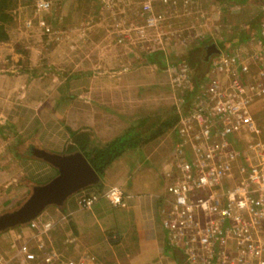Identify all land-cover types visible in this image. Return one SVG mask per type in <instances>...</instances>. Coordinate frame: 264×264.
I'll list each match as a JSON object with an SVG mask.
<instances>
[{
  "label": "rangeland",
  "instance_id": "rangeland-1",
  "mask_svg": "<svg viewBox=\"0 0 264 264\" xmlns=\"http://www.w3.org/2000/svg\"><path fill=\"white\" fill-rule=\"evenodd\" d=\"M35 1L14 0L12 9L8 10L12 22H0V28L9 37L0 41V216L18 210L35 186L24 174L25 157H35L31 153L32 137L24 134V128L36 124V145L40 142L41 147L43 139L39 136L41 124L35 122L26 108L42 107L43 122H57L65 127L63 130L69 137V130L88 132L93 145L101 146L130 126L140 125L145 118L165 119L176 107L178 121L174 129L137 149L127 150L115 161V166L107 169L116 177L120 169L122 172L129 170L132 160L140 170L158 172L167 188L165 169L170 167L172 152L183 146L180 118L192 113L200 95L197 93L192 98L189 94L192 72L198 74L203 69L200 53L204 45L224 43L222 51L215 46L219 55H214L211 63L204 66L206 73L219 70L221 59L234 57L239 65L247 63L251 72L255 70L251 62L255 43H258L256 37L248 38L252 43L248 50L234 43L249 35L246 25L255 28L261 21L264 0H171L166 5L150 1L153 14L167 18L157 29H144L142 34L138 31L144 25L140 13L143 4L149 2L147 0H45L50 3V9L40 13L34 10ZM202 39L205 44L195 43ZM155 51L163 53L165 66L145 59ZM192 62L195 68L190 65ZM184 65L189 71L182 78L180 67ZM231 66L234 72L236 64L230 63ZM227 67L223 65L222 68ZM235 79L247 81L245 75L241 78L237 71L223 78V86ZM205 85L206 82L200 85V92ZM187 96L190 97L189 110L184 106ZM252 109L262 129H259L260 138L264 132V99L252 105ZM91 124L92 129L87 127ZM138 129L143 134L142 140L150 135L144 132L146 128ZM245 144L244 137L238 139L237 146L241 145L243 153L247 151ZM13 186H22V190L25 186L26 196L12 195V201H5L6 197H2L6 196L5 187ZM123 233L111 235V240L116 239L112 244L117 248L107 264H155L148 251L131 262L132 257L138 258L131 251L143 249H138V240L132 244L126 242L130 240L124 239L127 233ZM14 238L10 230L0 232V259L8 264H18L11 248ZM23 238L16 240L17 244L25 241ZM52 245L51 253L57 251L58 254L55 259L60 256L74 261L81 257L90 259L83 253L85 249L78 248L77 239H70L67 246L59 242Z\"/></svg>",
  "mask_w": 264,
  "mask_h": 264
},
{
  "label": "built area",
  "instance_id": "built-area-1",
  "mask_svg": "<svg viewBox=\"0 0 264 264\" xmlns=\"http://www.w3.org/2000/svg\"><path fill=\"white\" fill-rule=\"evenodd\" d=\"M147 1L140 13L141 34L144 29H157L167 18L153 14L150 1L166 5L171 0ZM49 9L48 1H35L36 12ZM256 39L254 72L247 63L239 65L236 57L221 59L220 69L210 70L192 113L180 118L183 146L173 152L165 169L169 185L161 213L167 246L182 254L188 264H264V141L258 138L252 110V105L264 99V15ZM230 63L236 64L234 72L239 71L241 78L245 75L246 83L235 79L223 86V78L234 73ZM223 65L228 67L223 69ZM180 69L184 78L189 69L186 65ZM241 137L248 145L245 155L237 146ZM123 195L121 188L110 187L100 196H80L77 205L90 209L103 198L111 207L122 209L126 207ZM28 229L33 245L29 240L11 245L18 264H92L87 257L55 259L58 254L51 253L49 238L54 223L33 219L21 226L19 238ZM0 264L8 261L1 258Z\"/></svg>",
  "mask_w": 264,
  "mask_h": 264
},
{
  "label": "crops",
  "instance_id": "crops-1",
  "mask_svg": "<svg viewBox=\"0 0 264 264\" xmlns=\"http://www.w3.org/2000/svg\"><path fill=\"white\" fill-rule=\"evenodd\" d=\"M260 1L262 2V0ZM253 29L254 27H248L246 25L245 30H250L249 35L245 36V39L242 40L243 43H240L241 40H238L239 43H234V45H239L240 48L245 47L246 50L250 49L251 47H249V44L252 45V43H249L250 41L248 38L251 36L253 38L256 37L258 30L257 29L253 31ZM195 43L205 44V40L202 39ZM209 45L212 46L213 44H205L202 52L200 53V56L203 58L202 71H199L198 74H193L194 76L198 75L200 78L202 77L205 82L208 79L210 70L206 73L204 66L211 63V59L214 57V55H219L217 53H213L209 59H205L204 51L206 52L205 49L206 47H210ZM222 45H224V43H219L215 46L220 51H222ZM228 47H226L225 50H227ZM204 59L207 61V64L204 62ZM93 92L96 93V90L93 89ZM26 110L33 116L32 118H34L36 123L41 124V134L39 135L41 136L40 139H43V144L41 147L40 142L38 145H36L37 143L35 142V139L38 137L37 132H35V129H37L35 126L36 124H30L29 127L24 128L23 131L24 134H29V136L32 137V141L30 140V143L32 142L31 144L33 149L39 148L38 150H43L46 153L59 156L72 155L77 152L80 153L79 151H68L67 147H69L72 141L69 137V133L63 130L65 127L58 125L57 122L54 121H49V123L42 121V116L40 117V112H43L42 107L37 109L33 106H30L29 109L26 108ZM36 118L39 119V122ZM85 123H87V121H85ZM87 127L91 129L93 128L92 124ZM258 128L260 129L259 126ZM259 139L261 141L264 140V132H262ZM91 145H93L92 142ZM246 153H248V147ZM25 159L26 166L24 174L28 180H30L29 182L35 185L33 186L34 188L48 184L59 174V169L44 159L37 157H34L33 159L25 157ZM242 160L243 159H241L240 162H242ZM129 164L131 166L130 168L128 167L129 170L126 169L125 172H122L120 169L116 177L111 176L107 170L104 176L101 179L98 177L97 183L93 184L96 185L100 183L102 191H105L110 187L121 188L124 192L123 198L126 202L125 208L113 209V207H111L109 203L102 198L101 201L96 202L90 209H81L77 205V199L83 194L78 191L77 193L67 197L61 206L50 205L45 207L40 215L35 218V220L37 222L47 221L54 223V230L52 232L55 233L54 235L53 233H51L52 235H49V238L50 236L52 238V244L54 242H59V244L67 246L66 244L70 239H72V241L77 239L79 242L78 248L80 250L85 249L86 252L84 251L83 253L90 257V259L93 261L98 262V264H107V262L111 261L108 258H112V255L116 253L117 245L115 244L116 246H113L112 244L114 241H116V239L111 240V235L113 232L122 234H124L123 232H126L128 238L125 237L124 239L130 240L126 241L130 244H132L133 241L135 242V240L140 241V244L137 247L139 250H141V248L143 250L138 252L134 250L131 251L132 254H135L138 257H132L131 262H135L136 260L140 259V253L148 251V253L151 255L150 260L154 261L155 264H178L177 260L171 255L173 251L167 246V234L162 225L161 208L164 198H161V196H164L166 193L165 184L158 172H155L154 170H140L137 165L135 166V163L132 160L129 162ZM116 170L118 172V165H116ZM9 185H11V183H9ZM90 186L86 188H89ZM22 188V186L5 187L4 193H6V196L2 195V197H6L5 201H12V195L16 196L23 194L22 196H26L28 190L25 188V186L23 190ZM87 190L89 192L86 190L85 192L89 193V195H92L97 192V187L93 186V188H89ZM29 197L26 199V201L29 199ZM18 229H21V226H15L7 230V232L10 230L11 234L16 236L13 241L20 239L17 235V232H20ZM115 237L116 236L114 235V238ZM31 238L32 233L28 229L23 239L29 240L30 244L33 245V242L30 240ZM104 257L107 259H104Z\"/></svg>",
  "mask_w": 264,
  "mask_h": 264
},
{
  "label": "trees",
  "instance_id": "trees-1",
  "mask_svg": "<svg viewBox=\"0 0 264 264\" xmlns=\"http://www.w3.org/2000/svg\"><path fill=\"white\" fill-rule=\"evenodd\" d=\"M228 1V0H223ZM14 3V0H0V22L2 23H11L12 17L8 14V10L12 9V4ZM260 24V23H259ZM259 26H255L254 30H259ZM257 30V33H258ZM8 34L7 32L0 28V41H6L8 40ZM240 43H243V41H240ZM206 50V49H205ZM206 52L204 51V56H206ZM193 57V56H192ZM148 61L152 63H158L161 67L165 66V61L163 60V53L160 51H155L145 58ZM201 62H203V58L200 59ZM204 62L207 61L205 60ZM209 62V60H208ZM192 68H195V63H190ZM193 71V69H192ZM192 74H194L192 72ZM192 91L189 95L195 96L197 93L200 92V85L204 84V79L198 75H192ZM190 91V90H189ZM188 91V92H189ZM189 99L190 97H186V103L184 102V106L186 107V110H189ZM168 114V113H167ZM178 121V116L176 114V107L172 109L170 112V115L166 116L165 119L160 120V118H145L140 125H132L130 128H128L126 131L122 132L121 135L111 139L110 141L106 142L104 145L98 146V145H91V137L88 132H73L70 131V138L72 143L67 147L68 151H79L88 161L91 168L94 170V172L97 174V176L101 179L107 169L112 166L115 161H117L127 150H133L137 149L143 144H147L150 141L157 138L159 135L165 133V131L172 130L175 128L176 123ZM138 128H146L144 132L150 133L149 136H146L144 140H142L143 134L140 133ZM142 137V138H141ZM94 187H97V192H95V195H102L105 191H102L101 184L98 183L96 185H93ZM93 186H90L89 188H93ZM80 190V193L83 195H89V193L85 192L88 191L87 189ZM89 192V191H88ZM82 195V196H83ZM102 198H100L97 202L101 201ZM117 209V208H113ZM56 245V243L54 242ZM169 247V246H168ZM170 248V247H169ZM171 249V248H170ZM171 255L173 258H175L178 262V264L185 263L186 259L184 260L182 254L179 255L177 251H174ZM179 255V256H178ZM180 258V259H179Z\"/></svg>",
  "mask_w": 264,
  "mask_h": 264
},
{
  "label": "water",
  "instance_id": "water-1",
  "mask_svg": "<svg viewBox=\"0 0 264 264\" xmlns=\"http://www.w3.org/2000/svg\"><path fill=\"white\" fill-rule=\"evenodd\" d=\"M207 59L218 53L215 45L207 48ZM42 159L59 169L58 176L46 185L35 187L29 199L16 211L0 216V232L23 226L40 215L45 207L61 206L65 199L97 183L98 176L80 153L59 156L40 151Z\"/></svg>",
  "mask_w": 264,
  "mask_h": 264
},
{
  "label": "flooded vegetation",
  "instance_id": "flooded-vegetation-1",
  "mask_svg": "<svg viewBox=\"0 0 264 264\" xmlns=\"http://www.w3.org/2000/svg\"><path fill=\"white\" fill-rule=\"evenodd\" d=\"M208 47H206V50H207ZM207 53V52H206ZM207 56V54H206ZM39 150L38 149H32L31 153L35 156V157H40L39 155Z\"/></svg>",
  "mask_w": 264,
  "mask_h": 264
}]
</instances>
